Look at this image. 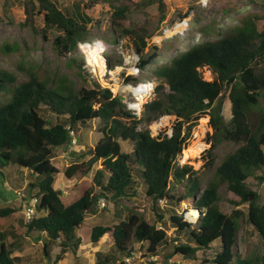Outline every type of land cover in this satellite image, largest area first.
Wrapping results in <instances>:
<instances>
[{
    "label": "trees",
    "instance_id": "1",
    "mask_svg": "<svg viewBox=\"0 0 264 264\" xmlns=\"http://www.w3.org/2000/svg\"><path fill=\"white\" fill-rule=\"evenodd\" d=\"M108 1L111 42L130 39L139 56L135 65L139 73L157 60L159 46L153 45L146 51L152 37L149 30L125 25L130 9L123 3L126 0H119L118 5L114 3L117 0ZM154 3L160 22L166 11L163 0H143L136 5L145 8ZM23 4L22 27L39 34L44 41L49 32L57 33L51 41L55 55H68L77 43L86 42L92 20L79 4L71 12L60 10L52 0H25ZM231 11V7L222 8L223 15ZM186 15L179 19H185ZM36 16L42 18L40 29L35 26ZM261 20L264 15L248 13L238 19L237 26L222 32L215 20L202 25L199 31L207 38L204 42L184 51L177 50L166 62L154 66L151 73L160 83L156 88L158 97L145 105L139 120L130 115L118 97L98 83L72 91L54 84L50 86L32 67L21 66L18 68L27 79L16 83L14 73L0 68V92L10 93L8 101L0 105V164L27 169L32 174L28 191L38 198L36 215L25 223V232H45L51 240L59 238L61 250L57 259L66 251L74 254L79 245L75 231L83 225L86 213L95 208L99 199L119 208L123 198L135 194L134 185L140 179L155 221L149 223L141 215L132 213L112 226L92 227L91 244L99 245L101 239H106L104 243L111 247L109 252L95 253V264H125L122 257L134 252V243L147 246L146 256L158 255L170 245L166 222L177 233L187 231L188 242L173 244L172 252L162 256L165 264L174 255L194 260L198 251L209 250L214 242L219 243V251L209 260L203 259V263L264 264V254L244 257L235 250L241 217L264 243V204L257 203L256 195L245 184L252 170L264 166V114L259 116L254 128L249 120L251 109L264 101V29H257V22ZM3 51L10 53L11 47L5 45ZM202 69L211 74L210 81L204 80ZM124 81L137 84V77L130 74ZM164 87L169 90L166 94L162 92ZM226 91L231 105L227 124L221 115ZM42 109L64 118L49 125ZM160 114L175 117L171 136L160 133L152 137L148 130H137L140 121L150 123ZM203 116L209 117L207 124L212 129L206 137L208 168L213 166L212 151L220 141L238 145L217 165L215 180L205 189H201L197 172L177 161ZM96 121L100 137L93 146L71 152L73 157L63 174L69 179L79 178L88 174L94 164L100 163V167L95 170L89 189L65 204L52 186L53 176L58 172L52 163L54 151L70 144L69 131L74 133L77 127ZM123 142L131 145L130 152L122 150ZM133 165L139 168L135 170ZM180 185L183 192L178 193L176 187ZM223 185L237 198L236 206L246 204L245 212L234 210L224 214L220 210L217 203L219 187ZM250 196L254 199L250 200ZM188 199L192 202L190 209L179 213L176 206ZM192 210L198 216L194 220L188 217ZM11 213L9 208L0 210V216ZM4 239L5 233L0 231V264H15Z\"/></svg>",
    "mask_w": 264,
    "mask_h": 264
},
{
    "label": "rangeland",
    "instance_id": "2",
    "mask_svg": "<svg viewBox=\"0 0 264 264\" xmlns=\"http://www.w3.org/2000/svg\"><path fill=\"white\" fill-rule=\"evenodd\" d=\"M52 1L56 3L60 10L69 12L75 9V6L79 4L82 11L92 20V22L88 25L86 42L101 43L108 46L107 60L110 68L113 69L114 65H119L122 62V57L115 47L116 43L111 42V40H113V33L110 29L111 6L108 0ZM141 1L143 0L123 1V3L130 6L127 18L125 19V25L127 27L134 28L146 27L152 35L146 51H150L151 46L158 45L159 57L152 65L146 67L143 71L133 74V76L137 77V84H142L146 80H155L151 73L154 66L166 62L177 52V50L184 51L193 44L204 42L207 38L200 34L199 28L207 22L215 20L218 25L217 28L222 32L226 29L237 26L239 24L238 19L243 15L248 13H258L264 15V0H206L204 5H202L199 0H163L166 4V11L163 14L164 19L159 22L160 14L157 4L154 3L153 5L145 8L137 7L136 4ZM24 2L25 0H0V68L14 73L17 77L16 83H21L27 79L24 72L20 71L18 68V66H21L25 69L32 67L33 71L37 73L41 80H47L49 85L53 86L54 84V87H66L72 91H76L81 86L90 87L92 83L104 85L100 82L98 77H91L83 69V59L77 50H74L65 56L55 55L51 44L52 39L57 34L55 31L49 32L47 40L44 41L39 34L33 33L27 27H22L24 20ZM118 2L119 0L114 2L115 5H118ZM223 7H231V13L223 15ZM191 11L193 12V16L187 20L188 25L186 30L173 35L167 40L163 39L159 41L160 38H156L162 27L165 25H173V23L176 22L180 16L187 14V17L188 13ZM35 26L37 29L42 28L43 23L41 16L35 17ZM257 29L258 31H262L264 29V20L257 22ZM120 40L123 41V45L125 46L123 49L125 52L128 53L135 51L129 38H122ZM5 45L11 47L10 53L3 51V46ZM109 45L113 47H109ZM201 73L204 80H211V74L206 69H202ZM123 76L124 75L122 74L118 77L115 76V78H112L110 87L114 89V84H117L116 89L119 90L121 85L126 83L124 80L122 81ZM53 81H55V83H53ZM156 84H160L158 80L156 81ZM107 85L108 83L104 86ZM131 85L134 86L132 83ZM117 90H114V92ZM162 92L166 94L169 90L167 87H164ZM226 95L227 91L224 93V98L222 99L223 103L221 115L224 123L227 124L231 118V105ZM9 96L10 93L1 91L0 105L6 103ZM156 97H158V95L155 92L154 98ZM261 114H264V101H260L258 107H253L251 112H249V120L253 128L257 124ZM42 116L47 118L49 125H54L56 122L64 118L57 117L45 109L42 111ZM171 116L175 118L173 115ZM208 120V116H203V118L196 123L192 130V134L197 133L198 139H194L191 134L184 150L189 149L190 145L194 141L200 140L202 143L206 141L207 134L212 132V129H210L207 124ZM98 136H100V133L98 132L97 121L89 122L88 125L77 127V131H74V139L76 140L75 147H66L63 150H56V153L54 154L52 163L57 168L58 172L62 173L63 169L71 162V158L73 157L71 156V152L76 153L79 150H82V147L80 146L85 143L94 145ZM205 144L206 148L202 152L200 151L198 154L191 155L186 159L187 161H182V155L177 160L180 165H189L197 172V176L201 181V189H205L210 182L215 180L214 171L217 165L238 148V145H235L232 142L220 141L212 151L214 159L213 166L208 168L205 165V151L209 148V143L206 142ZM122 150L124 152H130L132 147L129 143L123 142ZM87 158L88 156L85 157V160ZM99 167L100 163H96L88 174L76 178L77 181L74 183L73 187H68L71 189V192L68 194L69 197L66 199V203L77 199V197L81 196L85 190L89 189L94 172ZM133 168L136 170L139 167L133 165ZM58 176L63 177L62 174L55 175V177ZM58 184H60V187L63 186L62 182H58ZM245 184L249 190L256 195L257 203L264 204V166L257 170H252L249 173ZM63 189L64 188H60V190ZM134 189L135 194L131 197L123 198L120 201V207L117 209H115L111 203L105 202V207L102 208L96 205L94 209L87 212L84 223L78 232L82 241L83 239H87L86 235L91 233L92 227L96 225L112 226L118 223L120 219L126 218L132 213L139 214L149 223H153L155 221V217L153 216L150 202L145 197L144 185L140 179H137ZM176 191L178 193L183 192L182 186H177ZM253 199L254 197L250 200ZM236 201L237 198L226 189L225 185L219 187V202L217 204L224 214H231L234 210H241L242 212L246 211V204L236 206ZM191 205L192 202L188 199L180 202L179 205L176 206V209L180 213L182 209L187 208L188 212ZM116 214L117 216H115ZM186 218H188L187 214ZM194 218L195 216H193L192 220H194ZM166 219L167 216L165 215V220ZM196 221L197 219L195 220V224ZM238 224L239 228L235 250L244 257L263 255L264 243L260 240L253 228L245 223L244 217L238 219ZM165 229L168 238L170 239V245L166 246L164 249L162 248L158 255L148 257L146 256L147 246L145 244L138 245L137 243H134L135 245L133 247L135 259L131 264H165L162 256H166L172 252L173 244L177 245L188 242L187 231L177 233L167 222ZM105 240L106 239H101L99 243V245L102 246L101 248L103 251L108 250V245L104 243ZM219 249V243L214 242L209 250L198 251L194 260L184 258L181 255H174L169 261H167V264H209L203 263V259L209 260L216 252L219 251ZM92 253L93 251L88 254L81 253L80 260L84 262V264H89V262H91L90 260L93 259Z\"/></svg>",
    "mask_w": 264,
    "mask_h": 264
},
{
    "label": "crops",
    "instance_id": "3",
    "mask_svg": "<svg viewBox=\"0 0 264 264\" xmlns=\"http://www.w3.org/2000/svg\"><path fill=\"white\" fill-rule=\"evenodd\" d=\"M99 137L100 136H98V138ZM87 145L93 146L86 143L82 144V146H80L82 150L78 152L83 151ZM65 148L66 147L56 148L54 153H56V150H63ZM56 174H62L63 177H55ZM56 174L53 176L54 181L52 186L55 191L61 194L64 203L68 204L72 202L66 203V199L69 197L68 194L71 192V189L68 187H73L77 179L66 178L63 171L62 173L57 172ZM31 176L32 174L25 168L13 164L5 166L0 164V210L6 208L12 209L11 214L0 216V231L5 233L4 243L9 247L10 257L14 260L15 264H84V262L80 260V254H88L91 251H93V259L90 260L91 262H89V264H95L96 252L100 251L106 253L110 251L111 247H108L107 251H103L101 245L97 246L91 244L90 234L86 235L87 239H83L82 241L78 234L80 231L79 228L75 231L76 238L79 239V245L75 253L73 254L71 251H66L62 258L57 259L61 250L59 238L51 240L45 232L31 231L26 233V222L21 213L22 201L17 197L16 192L23 190L25 194L30 195L27 185L31 182ZM58 182H62L63 186L60 187ZM60 188L64 189L60 190ZM79 197H77V199ZM39 214L42 215V213Z\"/></svg>",
    "mask_w": 264,
    "mask_h": 264
},
{
    "label": "built area",
    "instance_id": "4",
    "mask_svg": "<svg viewBox=\"0 0 264 264\" xmlns=\"http://www.w3.org/2000/svg\"><path fill=\"white\" fill-rule=\"evenodd\" d=\"M199 2L204 5L206 0H199ZM193 16V12L188 13V16L185 19H177L176 22L171 26H164L160 29L159 35L156 38H160V40L170 39L173 35L183 32L186 30L188 21ZM159 43V42H158ZM109 47H113L109 45ZM115 47L118 50V53L122 57V62L119 65H115L113 69H116V66L121 68L120 72L113 76L111 71L112 68L109 67V63L107 60L108 46L101 43H90V42H79L77 43L76 49L83 59V69L91 76L96 77L95 67L96 61H101L104 65L105 72L103 74V79L108 83V87L104 85H100L103 88H108L113 96L118 97V99L125 106L126 110L130 113L133 118L139 120L142 118L145 105L152 101L155 96L157 84L155 80H146L142 84H134L125 83L121 85V88L114 92V90L110 87V83L112 82V78H115L120 75H130L137 73L135 71V65L139 60V56L135 51L125 52L123 47V41L120 40L115 44ZM96 54V57H92V54ZM96 60V61H94ZM92 62H94L92 64ZM108 76V78H107ZM122 78V81L124 80ZM125 82V81H124ZM175 118H173L169 114H160L156 118H154L150 123L145 121H140L137 124V130H148L152 137L158 136L160 133L163 135L171 136L173 130V123ZM206 132V131H205ZM192 134V133H191ZM69 136L71 137L70 144L67 146L69 148H73L76 145V140L74 139L73 131H69ZM193 138H198L197 133L192 134ZM206 141L203 142L206 148ZM204 148V149H205ZM203 149V150H204ZM202 150V151H203ZM201 151V152H202ZM17 197L22 201L21 213L25 222H29L35 215V207L38 204V198L33 195H27L23 190H19L16 192ZM97 205L100 207H105V201L103 199H99ZM160 228V226H157ZM135 259V253H131L129 256L123 259L125 264H131Z\"/></svg>",
    "mask_w": 264,
    "mask_h": 264
},
{
    "label": "bare ground",
    "instance_id": "5",
    "mask_svg": "<svg viewBox=\"0 0 264 264\" xmlns=\"http://www.w3.org/2000/svg\"><path fill=\"white\" fill-rule=\"evenodd\" d=\"M97 55L94 53L92 54V57H96ZM96 61V60H94ZM94 62H92L93 64ZM96 66L97 68L95 67L94 71H95V74L96 76L99 78L100 82L102 84H106V81L103 79V74L105 72V69H104V65L102 64L101 61H96ZM117 68L116 69H113L111 71V73L114 75L118 74L121 70V68L119 66H116ZM115 87V88H114ZM114 89L113 90H116L117 88V84H114ZM200 138V137H199ZM198 139V138H197ZM205 148L204 144L200 141V140H197V141H194L191 145H190V148L187 149V150H184L183 153H182V156H181V159L182 161L185 160L187 161L186 159L188 157H190L191 155H195V154H198L200 151H202L203 149ZM184 162V161H183ZM193 216H197V213L195 211L192 210V212H189L188 214V217L192 218Z\"/></svg>",
    "mask_w": 264,
    "mask_h": 264
},
{
    "label": "water",
    "instance_id": "6",
    "mask_svg": "<svg viewBox=\"0 0 264 264\" xmlns=\"http://www.w3.org/2000/svg\"><path fill=\"white\" fill-rule=\"evenodd\" d=\"M59 194V192H57ZM253 196H250V199L252 198Z\"/></svg>",
    "mask_w": 264,
    "mask_h": 264
},
{
    "label": "clouds",
    "instance_id": "7",
    "mask_svg": "<svg viewBox=\"0 0 264 264\" xmlns=\"http://www.w3.org/2000/svg\"><path fill=\"white\" fill-rule=\"evenodd\" d=\"M115 66V65H114ZM133 84V83H132ZM136 85V84H135ZM183 152V151H182ZM182 155V154H181Z\"/></svg>",
    "mask_w": 264,
    "mask_h": 264
}]
</instances>
